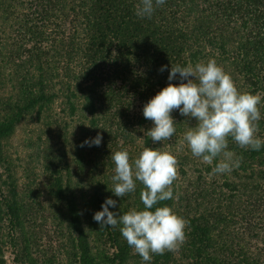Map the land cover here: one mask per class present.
Segmentation results:
<instances>
[{
	"label": "trees",
	"instance_id": "16d2710c",
	"mask_svg": "<svg viewBox=\"0 0 264 264\" xmlns=\"http://www.w3.org/2000/svg\"><path fill=\"white\" fill-rule=\"evenodd\" d=\"M71 1L67 9L61 0H29L31 12L18 18L14 14L26 0H0V18L14 16L10 26L19 30L13 36L17 48L0 55V81L5 85L9 81L14 91L21 87L24 94V101L6 96L1 102L5 108L0 138L10 135L36 107L39 117L60 92L73 115L81 108L93 115L92 123L99 131L115 128L127 138L141 129L130 117L136 97L146 103L169 83L168 70L177 64L194 66L214 59L238 89L264 96V0H166L151 18L135 14L140 0ZM62 11L64 29L50 30L46 21ZM162 65L167 66L165 71H160ZM70 66L78 70L73 78L68 76ZM260 110L264 116V106ZM172 115L176 130L196 123L178 111ZM145 121L141 118L140 125ZM259 135L264 137V119L259 122ZM162 146L146 137V147ZM229 149L242 156L240 167L210 185L206 180L219 158L206 165L186 147V155L179 160L183 174L189 177L184 167L189 165L197 176L189 177L186 197L159 202L177 212L181 209L189 221L186 234L191 238L179 246L178 253L197 249L190 252L192 256L182 254L193 264H264V249L255 244L257 239L264 240V147L243 149L229 137ZM58 188L56 195L70 198L71 186L61 181ZM98 206L93 202L92 207ZM78 229L87 236L81 224ZM103 232L104 242L99 241L104 247L121 245L116 226L105 227ZM89 237L90 245L86 243L83 251L89 263L82 264H94L97 259L91 255L92 248L98 249L91 246L95 237ZM11 244L22 261L17 236H11ZM173 255L174 251H167L169 262L176 261ZM30 264L36 263L31 260Z\"/></svg>",
	"mask_w": 264,
	"mask_h": 264
},
{
	"label": "rangeland",
	"instance_id": "374dc122",
	"mask_svg": "<svg viewBox=\"0 0 264 264\" xmlns=\"http://www.w3.org/2000/svg\"><path fill=\"white\" fill-rule=\"evenodd\" d=\"M28 2L29 0H26V4L14 15L23 18L25 14L31 12ZM61 3L69 9V3L71 4L72 1L61 0ZM62 12H57L56 16L46 21L47 25L51 26L50 30L64 29L62 22L64 12ZM73 15L70 14V17ZM6 17L5 20L4 15L0 18L1 56H3L2 51L9 53L15 50L18 44L13 41V36H17L19 32L18 27L10 26L14 16L10 19L7 15ZM77 73V69H71V66L68 68V76L71 75V78ZM19 88L14 91L15 88H12L9 81L6 85L0 81V121L5 108L1 102L6 96H11L14 101L20 98L24 101V94L21 93L23 89ZM144 104L142 99L136 97L135 104L130 110V117L141 129L125 138L121 137L115 128L111 132L108 129L99 131V128L92 123L93 115L81 108L73 115L66 98L60 92V96L48 101L39 117H37L39 108L36 107L32 112L24 115L10 135H3L0 138L2 157L0 159V247L3 249V253L0 251V264H30L31 260L36 264L38 262L42 264L43 261L47 264L51 262L82 264L85 260L89 263L90 257L87 259L83 255L86 243L91 239L89 236L95 237V240H91V246L98 247V249L92 248L91 251V255L97 258L94 264H144L142 258L134 253L123 237L119 247L108 243L104 247L99 240L103 241L102 233L106 226L100 227L93 219V214L101 209L99 206L107 197L117 200V207L110 208L113 211L123 213L143 207L140 197L144 186L139 181L136 182L135 192L123 198L116 197L110 188L113 186L112 176L115 168L111 153L122 147L126 148L131 160L146 147L147 136L142 129L150 128L152 122L147 120L140 125L141 118H144ZM11 108L12 105L8 110ZM188 128L189 126L178 128L171 141H163L160 149L171 151L177 157V178L172 186L174 202L187 196L189 177L191 179L197 176L189 165H184L189 174V177H185L179 163L182 159L180 156L186 155L187 145L183 141V134ZM98 132L102 134L99 146L81 147L86 138H93ZM48 165L50 167H47ZM220 177L222 174H215L212 171L206 181L211 185L214 179ZM61 181L64 186L65 184L71 186L68 190H73L70 198L56 195L55 191L59 189L58 182ZM11 189L16 190L14 195ZM59 198H62V201ZM93 202L99 206L92 207ZM179 204L182 206V203ZM180 211L176 212L186 217L181 209ZM78 212L79 216H77ZM193 212L192 210L191 214ZM80 224L87 234L85 237L78 229ZM14 227L16 230L13 233ZM116 227L120 231V225ZM12 235L17 236L22 246L19 250L22 261L17 260V250L11 244ZM190 238L186 234V240ZM255 244L264 249V240L261 242L257 239ZM187 250L190 251L186 255L182 251L179 256L178 252L181 251L178 247L173 255L176 261L171 262L167 259V251L162 255H154L151 264H193L185 256H192L197 249L186 248ZM2 258L4 263H1Z\"/></svg>",
	"mask_w": 264,
	"mask_h": 264
},
{
	"label": "clouds",
	"instance_id": "9594fccd",
	"mask_svg": "<svg viewBox=\"0 0 264 264\" xmlns=\"http://www.w3.org/2000/svg\"><path fill=\"white\" fill-rule=\"evenodd\" d=\"M166 0H140L135 14L141 18H151L156 9ZM167 66L162 65L160 71ZM168 74L169 83L162 87L143 106V116L152 122L144 131L152 144L171 140L176 133V119L173 111H178L188 120L195 119L183 134L194 157L206 165H213L215 174L231 173L240 167L242 156L229 149V137L243 149L259 151L264 147V137L259 135V122L264 119L261 106L264 96L259 92H243L237 88L231 75L214 59L172 66ZM179 80V83L172 81ZM102 134L86 138L81 147L99 146ZM115 164L112 176V193L123 198L136 190L139 181L142 208L127 212L113 211L117 200L107 197L101 209L93 214L100 225L115 227L127 244L138 254L144 264H151L154 255L174 251L186 240L189 221L178 214L173 207L159 202L174 199L173 184L177 178V157L171 151L156 147H145L130 160L126 148L111 153Z\"/></svg>",
	"mask_w": 264,
	"mask_h": 264
}]
</instances>
